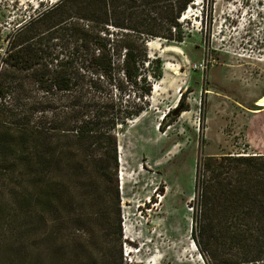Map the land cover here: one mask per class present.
I'll return each instance as SVG.
<instances>
[{"label":"trees","instance_id":"obj_1","mask_svg":"<svg viewBox=\"0 0 264 264\" xmlns=\"http://www.w3.org/2000/svg\"><path fill=\"white\" fill-rule=\"evenodd\" d=\"M196 2L59 0L4 40L5 264H124L117 133L142 114L152 79L163 77L160 58L148 56L149 40L182 44L188 33L179 20ZM87 181L100 183L94 208H115L114 222L104 210L108 232L98 256L88 254L96 236L77 208ZM191 233L207 264H264V154L201 160ZM110 235L113 248L105 239Z\"/></svg>","mask_w":264,"mask_h":264},{"label":"rangeland","instance_id":"obj_2","mask_svg":"<svg viewBox=\"0 0 264 264\" xmlns=\"http://www.w3.org/2000/svg\"><path fill=\"white\" fill-rule=\"evenodd\" d=\"M57 1L0 0V52L8 35ZM179 22L188 33L182 44L147 46L163 77L152 79L142 114L117 133L124 264H207L191 233L198 165L264 154V0H198ZM99 187L87 181L77 204L96 236L90 256L105 248V208L115 221L111 205L92 206ZM114 238L105 236L111 248ZM2 256L0 249L5 264Z\"/></svg>","mask_w":264,"mask_h":264},{"label":"bare ground","instance_id":"obj_3","mask_svg":"<svg viewBox=\"0 0 264 264\" xmlns=\"http://www.w3.org/2000/svg\"><path fill=\"white\" fill-rule=\"evenodd\" d=\"M156 41H159V40H154V41H152V42H149V43H148V46H149V47L154 46V42H156Z\"/></svg>","mask_w":264,"mask_h":264},{"label":"water","instance_id":"obj_4","mask_svg":"<svg viewBox=\"0 0 264 264\" xmlns=\"http://www.w3.org/2000/svg\"><path fill=\"white\" fill-rule=\"evenodd\" d=\"M180 111H181V110H177V111H176V113H174V114H179V113H180Z\"/></svg>","mask_w":264,"mask_h":264}]
</instances>
